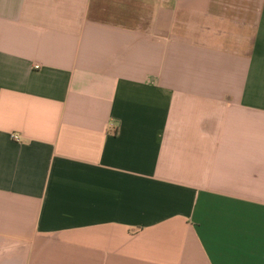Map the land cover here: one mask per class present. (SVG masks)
I'll return each mask as SVG.
<instances>
[{
	"label": "crops",
	"instance_id": "obj_1",
	"mask_svg": "<svg viewBox=\"0 0 264 264\" xmlns=\"http://www.w3.org/2000/svg\"><path fill=\"white\" fill-rule=\"evenodd\" d=\"M0 264H264V0H0Z\"/></svg>",
	"mask_w": 264,
	"mask_h": 264
},
{
	"label": "built area",
	"instance_id": "obj_2",
	"mask_svg": "<svg viewBox=\"0 0 264 264\" xmlns=\"http://www.w3.org/2000/svg\"><path fill=\"white\" fill-rule=\"evenodd\" d=\"M15 139H17V137H14Z\"/></svg>",
	"mask_w": 264,
	"mask_h": 264
}]
</instances>
